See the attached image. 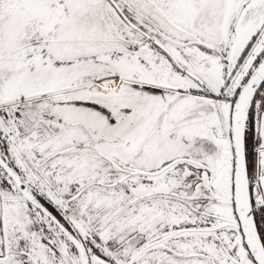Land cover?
<instances>
[{"label":"snow or ice","instance_id":"obj_1","mask_svg":"<svg viewBox=\"0 0 264 264\" xmlns=\"http://www.w3.org/2000/svg\"><path fill=\"white\" fill-rule=\"evenodd\" d=\"M0 264H264V0H0Z\"/></svg>","mask_w":264,"mask_h":264}]
</instances>
